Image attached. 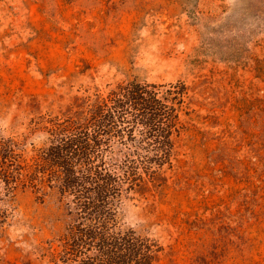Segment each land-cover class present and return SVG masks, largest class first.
Segmentation results:
<instances>
[{"label":"rangeland","instance_id":"rangeland-1","mask_svg":"<svg viewBox=\"0 0 264 264\" xmlns=\"http://www.w3.org/2000/svg\"><path fill=\"white\" fill-rule=\"evenodd\" d=\"M128 80L187 90L165 182L128 194L122 226L156 264H264V0H0V135L26 158ZM65 224L55 189L0 188V264H55Z\"/></svg>","mask_w":264,"mask_h":264},{"label":"trees","instance_id":"trees-1","mask_svg":"<svg viewBox=\"0 0 264 264\" xmlns=\"http://www.w3.org/2000/svg\"><path fill=\"white\" fill-rule=\"evenodd\" d=\"M187 87L128 80L106 95L77 98V111L44 126L48 144L35 148L0 135V188L55 189L66 224L49 253L60 264H156L160 245L124 228L118 214L128 194L165 182L174 136L185 128L179 112Z\"/></svg>","mask_w":264,"mask_h":264}]
</instances>
